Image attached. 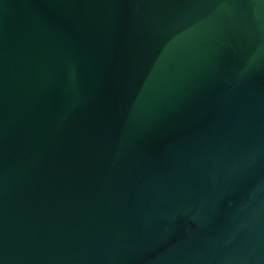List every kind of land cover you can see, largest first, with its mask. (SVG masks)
<instances>
[{"label":"water","instance_id":"1","mask_svg":"<svg viewBox=\"0 0 264 264\" xmlns=\"http://www.w3.org/2000/svg\"><path fill=\"white\" fill-rule=\"evenodd\" d=\"M0 264H264V0H0Z\"/></svg>","mask_w":264,"mask_h":264}]
</instances>
